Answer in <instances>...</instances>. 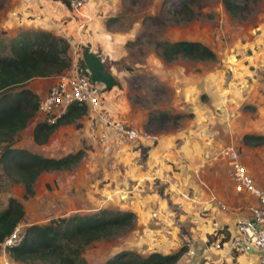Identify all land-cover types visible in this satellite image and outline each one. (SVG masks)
I'll list each match as a JSON object with an SVG mask.
<instances>
[{"label":"rangeland","instance_id":"1","mask_svg":"<svg viewBox=\"0 0 264 264\" xmlns=\"http://www.w3.org/2000/svg\"><path fill=\"white\" fill-rule=\"evenodd\" d=\"M176 1L87 0L75 9L59 0H0V55L10 54V42L18 33L41 29L68 44L69 65L61 72L77 71L89 77L87 68H80L81 51L87 46L116 81L105 88V102L118 115L149 133L174 130L177 144L186 142L183 138L192 127L201 132V140L231 145L240 159L264 178V0H248L242 18L231 16L222 0H195L190 5L194 15L187 20L175 19L172 9ZM177 39L205 43L215 52V59L177 56L163 60L155 43ZM41 80L33 77L25 87H36ZM205 84L217 99L210 100L212 109L202 111L204 118L196 121L193 101L204 99ZM160 112L168 117L161 119ZM38 121L35 112L15 134L13 146L40 153L41 147L30 134ZM54 133L56 138L45 142V152L82 148L83 154L64 172L41 173L33 182L31 195L23 197L22 186L12 182L0 167V210L10 196L21 201L24 213L17 225L23 232L31 223L57 222L60 216L73 212L133 208L132 227L83 247L80 256L87 263H103L122 250L147 255L157 248L175 251L183 247L179 259L186 254L189 259L185 264H259L254 252L225 248L221 243L228 237L224 228L218 229L222 237L217 239L218 230L211 229L216 215L211 217L193 196L195 183L188 181L182 186L183 169L171 172L179 171L174 166L163 171L165 174L156 170L157 151H148L156 141L104 144L91 139L85 129L75 128L74 122L56 127ZM244 133L261 134L262 139L246 142ZM188 137L200 141L194 134ZM215 158L211 167L219 169V177L212 179L211 167H198L192 171L197 187L206 189L212 184L216 189L228 180L227 166L224 162L219 166L221 159ZM6 247L0 241V264H27L13 260Z\"/></svg>","mask_w":264,"mask_h":264},{"label":"trees","instance_id":"2","mask_svg":"<svg viewBox=\"0 0 264 264\" xmlns=\"http://www.w3.org/2000/svg\"><path fill=\"white\" fill-rule=\"evenodd\" d=\"M59 1L67 4L66 0ZM194 2L177 0L172 9L175 19H191L194 11L190 5ZM222 3L231 16L242 18L248 10V0H222ZM155 45L159 56L166 61L177 56L189 60H214L216 56L208 45L195 39L160 40ZM67 47V42L61 37L41 29H30L18 33L11 40L10 54L0 55V143H3L0 167L12 182L22 186L23 197L33 193V182L40 172L69 169L83 154V149L78 148L60 156H47L13 146L15 134L25 127L37 109L39 96L25 87V83L33 77L52 76L67 68ZM81 54L80 68H87L91 80L103 83L106 89L116 84L96 52L84 46ZM84 112V105L72 103L56 121H38L32 128L33 141L44 143L56 127L74 122ZM159 117L166 118L168 113L160 112ZM242 138L246 142H260L262 135L244 133ZM23 213L21 201L8 197L6 206L0 210V241L12 231ZM134 216L135 213L129 209L103 207L96 212H73L60 216L57 222L31 223L24 228L21 240L6 250L13 260L21 263L89 264L80 256L83 247L118 230L129 229L133 226ZM183 251L184 248L179 247L171 252L151 251L147 255H139L122 250L103 263L94 264H173Z\"/></svg>","mask_w":264,"mask_h":264},{"label":"built area","instance_id":"3","mask_svg":"<svg viewBox=\"0 0 264 264\" xmlns=\"http://www.w3.org/2000/svg\"><path fill=\"white\" fill-rule=\"evenodd\" d=\"M86 2L66 0L67 5L75 9ZM54 76L55 79L37 100L36 114L39 121L52 123L67 111L69 104L75 103L85 106L87 130L93 140L104 144L156 141L155 134L131 124L106 104L103 83L93 81L77 71L68 74L61 72ZM216 156L227 163L233 189L254 199L243 207L245 215L236 220L235 231L227 240L228 248L237 252H254L257 262L264 264V182L258 184L254 181L246 171L238 151L231 145L219 148ZM22 236L23 230L16 224L4 237L3 243L6 246L15 245Z\"/></svg>","mask_w":264,"mask_h":264},{"label":"crops","instance_id":"4","mask_svg":"<svg viewBox=\"0 0 264 264\" xmlns=\"http://www.w3.org/2000/svg\"><path fill=\"white\" fill-rule=\"evenodd\" d=\"M39 79H42L41 81H39L36 84V87L32 86V90L36 92V94L38 96L42 95L45 93V91L47 90V87L49 86V84L55 79V76H47V77H39ZM29 85V84H27ZM198 85H200V87L203 85V83H199ZM205 97L203 100H200V102L197 101H193V109L192 112L194 113V118H196V121L199 119L200 121L204 118V115H201L202 111H206V109L211 108V99L212 100H216L217 99V95L210 90V92H208V88L207 85L205 84L203 87ZM198 102V103H197ZM199 105L201 107H199ZM202 117V118H201ZM133 120L136 122V119L133 118ZM205 121V120H203ZM202 121V122H203ZM131 123V121H129ZM71 124V123H68ZM132 124V123H131ZM63 125H67V124H61L59 126H63ZM134 125V124H133ZM74 126L77 129H85L87 130V122H86V118H85V114L83 113L80 117H78L75 121H74ZM136 126V125H135ZM189 126V125H188ZM187 128V126H185ZM189 129V131H191L190 134H194L196 136H201V132L199 131H195L193 130L192 127L187 128ZM186 133L185 137L183 138V141L185 140L186 142H179L177 144V133H175L174 130H171L169 132H164V133H160V134H155L157 139H156V145L155 147H150L148 149V151H153L154 150L157 151V155H155V162L158 164V168L156 170L161 171V173L167 169H171L174 166L179 167V171L173 170L171 169V172H176L179 173L181 172V170H184V180H183V184L182 186L186 187V185L188 184V181L195 183L196 185V190L193 191V196L198 199V201L200 200V203L202 207L206 208L209 211L208 213L211 214V217H214V214L216 215V220L212 221V224L214 226L211 227V229L217 231L220 228H224V231L226 234H228V237L226 239H221V243L225 246V248H228L227 245V240L229 238L230 235H232L235 231V222L238 218H241L245 215V212L243 210V207L254 201L253 197L247 195L244 192H236L233 189L232 186V181L230 178V171H229V167L227 165V163H225L222 160H218L217 163L220 166V163L224 164L227 166L226 168V172H228V174H226L228 176V180L225 181V179L220 182L219 185H217L216 189L213 187L212 184H208L205 188H201L200 186L197 187V181L194 175V173L192 172L193 170H197L198 167L199 169H204V168H208L211 167L212 165L214 166V159L217 160L215 157V154L217 152V150L219 148H221L222 146L227 145L228 143L225 144H219L218 145H214L213 143L216 142H211L209 140H201L200 137V141L194 139L193 137H188L190 134ZM32 132V129H30V134ZM55 129L52 133L49 134L47 140L45 142H49L52 139L56 138L55 136ZM196 132V134H195ZM54 133V134H53ZM31 138H32V134H31ZM218 138V137H216ZM33 141V139H32ZM34 142V141H33ZM45 142L41 143V144H37L41 147V151L39 154L42 155H47V156H60L64 153H67L69 151H72V149H67L64 150L63 152H57L56 154H51L49 152H45ZM153 143V142H152ZM147 144H151L149 142L146 143ZM158 145V147H156ZM44 147V148H43ZM80 147V145H79ZM58 148H62V146H58ZM57 147L55 148L56 150L58 149ZM78 149V148H77ZM166 151L168 154H166ZM164 153V154H163ZM152 155V153H151ZM150 155V156H151ZM170 158V160L168 161H161L162 158L163 159H167ZM150 159L153 160L152 157H150ZM242 163L244 164L246 171L248 172L249 175L252 176V178L254 179V181L258 184H262L264 182V178H261L260 176H258L257 173H255L253 171V169H251V167L244 162V160H242ZM173 163H176L174 165H172ZM175 168V167H174ZM212 171H210L211 177L212 179H216L219 177V169H215L212 168ZM68 169H64V170H51V171H42L39 173V175L37 177H39L41 175V173H51V172H55V171H61L64 172ZM191 171V174H187L185 173V171ZM164 173V172H163ZM222 175L225 174L223 172H221ZM165 174V173H164ZM166 176V175H165ZM178 176V175H177ZM202 177V175H201ZM223 177L225 178V176L223 175ZM200 178V177H199ZM209 178V176H208ZM202 179H205L202 177ZM210 179V178H209ZM229 180L231 182H229ZM215 182V181H214ZM213 182V183H214ZM218 182V181H217ZM229 184V185H228ZM228 185V186H227ZM209 186V187H208ZM198 188V189H197ZM78 209H75V211ZM129 210H133V208H129ZM135 213V212H134ZM207 213V211H206ZM219 236H217V239H219V237L221 238L222 236V231L218 230L217 231ZM200 238V237H199ZM201 239V238H200ZM203 241V240H202ZM201 241V242H202ZM194 249V248H193ZM155 251H159V252H168L171 250L168 249H160L157 248ZM188 256H186V254H184L181 257V260L178 262V264H185L186 261L188 260Z\"/></svg>","mask_w":264,"mask_h":264},{"label":"water","instance_id":"5","mask_svg":"<svg viewBox=\"0 0 264 264\" xmlns=\"http://www.w3.org/2000/svg\"><path fill=\"white\" fill-rule=\"evenodd\" d=\"M121 196H123V194H121Z\"/></svg>","mask_w":264,"mask_h":264}]
</instances>
